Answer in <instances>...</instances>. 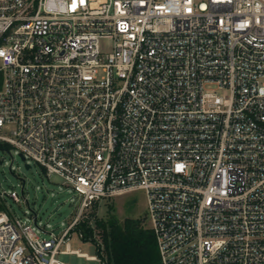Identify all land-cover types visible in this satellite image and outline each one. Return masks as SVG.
I'll list each match as a JSON object with an SVG mask.
<instances>
[{"label": "built area", "instance_id": "obj_1", "mask_svg": "<svg viewBox=\"0 0 264 264\" xmlns=\"http://www.w3.org/2000/svg\"><path fill=\"white\" fill-rule=\"evenodd\" d=\"M0 129L81 196L60 235L0 214V264H104L72 230L138 189L162 264H264V0H0Z\"/></svg>", "mask_w": 264, "mask_h": 264}, {"label": "rangeland", "instance_id": "obj_2", "mask_svg": "<svg viewBox=\"0 0 264 264\" xmlns=\"http://www.w3.org/2000/svg\"><path fill=\"white\" fill-rule=\"evenodd\" d=\"M206 88L211 90L217 86L209 84ZM0 134L8 133L0 129ZM28 162L31 164L30 168H26L16 146L0 144V192L6 191L9 195L16 193L20 197V201H15L10 196L4 198L0 196V214L5 213L10 219L21 218L32 223L41 237H48L47 232L60 235L79 212L81 196L60 175L49 174L41 164L31 158H28ZM22 179H25V183ZM110 212L121 222L127 218H140L150 226L147 195L144 189L102 198L86 210L82 220L90 219V224L95 225L94 214L99 218H108ZM34 213L38 214L37 223L33 220ZM70 242L71 248L96 256L97 242L100 243L101 238L95 235L93 240L83 239L78 229L74 228ZM59 258L70 264H101L96 259L76 254H59Z\"/></svg>", "mask_w": 264, "mask_h": 264}, {"label": "trees", "instance_id": "obj_3", "mask_svg": "<svg viewBox=\"0 0 264 264\" xmlns=\"http://www.w3.org/2000/svg\"><path fill=\"white\" fill-rule=\"evenodd\" d=\"M94 216L95 225L85 218L76 229L86 240L100 236L104 264H162L155 233L142 219L127 218L121 222L111 212L108 218Z\"/></svg>", "mask_w": 264, "mask_h": 264}, {"label": "water", "instance_id": "obj_4", "mask_svg": "<svg viewBox=\"0 0 264 264\" xmlns=\"http://www.w3.org/2000/svg\"><path fill=\"white\" fill-rule=\"evenodd\" d=\"M21 157H22L23 160L25 159V157L22 154H21ZM25 166H26V168H30L31 167L30 164H28V163H26ZM10 168H11V165H10ZM22 180L25 183V179H22ZM23 188H24V185H23Z\"/></svg>", "mask_w": 264, "mask_h": 264}]
</instances>
